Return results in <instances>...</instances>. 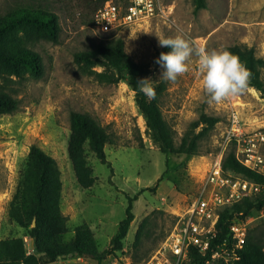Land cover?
<instances>
[{
  "label": "rangeland",
  "instance_id": "obj_1",
  "mask_svg": "<svg viewBox=\"0 0 264 264\" xmlns=\"http://www.w3.org/2000/svg\"><path fill=\"white\" fill-rule=\"evenodd\" d=\"M164 2L172 7L166 9L165 16L106 32L95 26L88 0H0V15L20 6L44 8L58 17L60 26L56 42L41 40L33 45L42 59L41 77L0 78L18 100L16 110L0 114V239L25 237L24 229L9 219L8 208L30 146L36 144L55 158L61 172L60 205L68 218L62 241L71 240L74 227L85 222L93 230L98 248H106L125 216L127 197L139 194L133 202L134 220L122 250L101 262L68 256L46 264H143L158 249L177 215L204 186L211 163L221 152L230 114L238 115L245 132L264 131V95L253 87L222 104L208 103L200 80L193 74L195 57L189 63V72L174 83L160 80L163 70L154 62L163 48L158 38L176 35L184 36L193 46L204 45L208 51L228 50L234 45L251 47L264 60V0H206V7L197 12L193 0ZM114 37L124 40L125 53L144 67L153 87L161 82L165 85L159 104L176 144L202 114L217 119L201 143L200 154L161 153L127 81L101 83L93 72L109 67L75 61V54ZM261 77L264 80V66ZM71 111L89 114L110 135L104 150L112 175L86 147L96 178L90 189L78 184L67 153ZM229 147L231 144L223 148L222 159ZM144 218L147 220L140 240L134 246ZM239 223L243 230L254 229L264 238V210H252ZM24 241L32 252L30 240ZM231 255L227 248L219 250L211 264H227Z\"/></svg>",
  "mask_w": 264,
  "mask_h": 264
},
{
  "label": "trees",
  "instance_id": "obj_2",
  "mask_svg": "<svg viewBox=\"0 0 264 264\" xmlns=\"http://www.w3.org/2000/svg\"><path fill=\"white\" fill-rule=\"evenodd\" d=\"M105 1L107 0H88L93 12ZM193 5L194 11L197 12L206 7V0H193ZM59 32L58 17L44 8L20 6L0 15V78H20L25 75L41 77L43 63L33 45L41 40L56 42ZM168 51L169 48L163 47L159 55ZM228 51L238 56L250 70L252 76L249 87L264 95V80L261 77L264 60L257 57L251 47L234 45L230 46ZM75 61L87 66L100 63L109 67L102 72H93L95 79L101 83L116 84L121 80L127 81L134 91L135 102L144 117L146 128L161 153L200 154L201 143L209 136L217 119L202 114L176 144L172 129L164 119L159 104L165 85L161 82L154 87L156 97L153 100H149L140 91L138 82L141 78H147V72L125 53L124 40L121 37L98 42L92 49L75 54ZM17 108L18 100L0 81V114L11 113ZM199 126L201 127L196 132ZM69 128L67 153L74 175L81 188L90 189L96 178L87 160L86 147L101 163L108 166L112 175L113 168L104 150L110 141V135L106 128L89 114L78 111H71ZM222 168L224 171H231L264 184L263 175L250 170L237 160L232 145L224 153ZM109 180L111 181V177ZM61 193L62 180L57 161L38 145L32 144L20 182L9 202L8 216L24 229L25 237L30 240L33 251L28 252L23 237L0 239V264H46L69 255L101 262L107 255L122 250L123 241L134 220L133 202L139 194L127 197L124 218L119 222L108 246L100 250L93 230L85 222L74 227L71 240L62 241V236L68 231V218L61 210ZM252 210H264V192L244 198L221 210L216 224V236L209 248L203 253L191 247L185 264H211L212 254L217 251V246L231 250L232 255L227 264H264V238L254 229L247 230L242 247L235 248L230 229L233 222L243 221ZM146 220L147 218L143 219L136 231L134 246L140 240ZM33 221L34 227L31 226ZM218 261L221 262L220 259Z\"/></svg>",
  "mask_w": 264,
  "mask_h": 264
},
{
  "label": "built area",
  "instance_id": "obj_3",
  "mask_svg": "<svg viewBox=\"0 0 264 264\" xmlns=\"http://www.w3.org/2000/svg\"><path fill=\"white\" fill-rule=\"evenodd\" d=\"M169 8H172L171 5L164 0H107L94 12L93 21L96 27L107 32L122 25L165 16ZM229 144L234 147L237 160L264 176V131L245 132L238 115L231 113L222 135L221 152L211 163L204 186L186 209L177 215L158 249L143 264H185L191 247L204 253L216 236L221 210L264 192V184L223 170V148ZM230 229L235 248H241L246 230L239 222H233ZM217 247L212 257L223 250V247Z\"/></svg>",
  "mask_w": 264,
  "mask_h": 264
},
{
  "label": "clouds",
  "instance_id": "obj_4",
  "mask_svg": "<svg viewBox=\"0 0 264 264\" xmlns=\"http://www.w3.org/2000/svg\"><path fill=\"white\" fill-rule=\"evenodd\" d=\"M158 39L160 47L170 49L167 53L161 52L154 61L163 70L161 81L176 82L178 77L189 72V63L195 57L193 74L200 80L208 103L222 104L248 90L252 74L239 57L230 51H208L204 45L193 46L182 35ZM152 83L147 78H141L138 82L140 91L149 100L156 97Z\"/></svg>",
  "mask_w": 264,
  "mask_h": 264
},
{
  "label": "water",
  "instance_id": "obj_5",
  "mask_svg": "<svg viewBox=\"0 0 264 264\" xmlns=\"http://www.w3.org/2000/svg\"><path fill=\"white\" fill-rule=\"evenodd\" d=\"M32 227H34L35 226V221H33L32 222V225H31ZM69 256H71V255H69Z\"/></svg>",
  "mask_w": 264,
  "mask_h": 264
}]
</instances>
